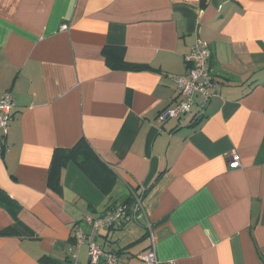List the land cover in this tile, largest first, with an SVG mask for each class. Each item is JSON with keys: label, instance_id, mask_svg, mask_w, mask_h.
Masks as SVG:
<instances>
[{"label": "crops", "instance_id": "crops-1", "mask_svg": "<svg viewBox=\"0 0 264 264\" xmlns=\"http://www.w3.org/2000/svg\"><path fill=\"white\" fill-rule=\"evenodd\" d=\"M197 39L217 94L162 121ZM106 47L145 68L111 69ZM7 92L0 188L19 208L0 206V264H91L74 226L143 192L137 224L96 234L116 264H147L151 248L154 264H264V0H0ZM81 140L117 177L108 196L70 162L48 184L54 151Z\"/></svg>", "mask_w": 264, "mask_h": 264}, {"label": "built area", "instance_id": "built-area-1", "mask_svg": "<svg viewBox=\"0 0 264 264\" xmlns=\"http://www.w3.org/2000/svg\"><path fill=\"white\" fill-rule=\"evenodd\" d=\"M60 30L67 31L68 27L62 25ZM210 56L208 45L204 41L197 39L191 48V54L188 58L187 73L183 76L172 78V84L181 100L172 109L166 110L160 115L162 121L178 119L190 113L193 106L197 103L203 109L209 100L216 96L218 85L214 81L209 66ZM12 108L13 101L10 93H4L0 97V152L3 149ZM228 167L230 169H238L240 167L235 153L230 155ZM143 212V198L133 195V204L131 206L110 207L98 218L85 216L82 222L88 230H83L79 225H75L72 230L76 251L81 246H86L89 263L98 264L100 261H104V264H116L115 255L104 253L96 244L97 232L101 228L113 229L125 227L129 224H137ZM147 229L151 233L149 225ZM139 260L143 263L154 264L156 262L154 250L152 248L149 249L146 253L140 255ZM72 264H77V262L74 261Z\"/></svg>", "mask_w": 264, "mask_h": 264}, {"label": "trees", "instance_id": "trees-1", "mask_svg": "<svg viewBox=\"0 0 264 264\" xmlns=\"http://www.w3.org/2000/svg\"><path fill=\"white\" fill-rule=\"evenodd\" d=\"M106 64L113 70L140 71L145 68L144 65L128 63L124 60V50L119 47H106L103 51ZM210 61V59H209ZM210 66V64H209ZM215 81V80H214ZM66 162L72 163L78 170L95 186V188L104 196H108L117 180L116 175L97 158L94 152L83 140L79 141L72 149H57L52 155L49 181L51 188L58 189V173ZM142 198L145 192L140 195ZM0 206L16 218L18 204L9 197V195L0 188ZM128 206V205H122ZM110 208V207H108ZM106 208V209H108ZM104 213V212H103ZM17 223L14 227L7 230L12 232L16 230ZM6 231V232H7ZM8 234V233H6ZM115 255V253H110ZM140 257V256H139ZM37 264H72L68 259L58 261L49 256H42Z\"/></svg>", "mask_w": 264, "mask_h": 264}]
</instances>
